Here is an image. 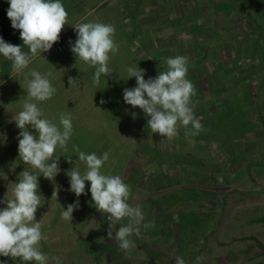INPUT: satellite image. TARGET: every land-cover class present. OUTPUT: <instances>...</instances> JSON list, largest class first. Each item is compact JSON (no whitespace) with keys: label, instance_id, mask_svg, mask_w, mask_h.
<instances>
[{"label":"rangeland","instance_id":"rangeland-1","mask_svg":"<svg viewBox=\"0 0 264 264\" xmlns=\"http://www.w3.org/2000/svg\"><path fill=\"white\" fill-rule=\"evenodd\" d=\"M62 3L69 24L114 25L119 51L109 61L113 74L102 76L96 85L95 68L71 51L77 38L74 27L65 25L59 41L29 65L51 73L57 90L51 99L36 102L44 118L59 125L60 114H70L73 124L67 151L56 152L61 171L54 181L38 177L44 204L36 219L47 237L40 250L49 256L48 264H57L54 258L58 264H175L176 256L185 264H264V0ZM8 8L9 0H0V37L23 46L20 31L10 28ZM178 55L188 58L187 78L196 88L194 113L203 130L186 136L181 127L179 136L168 141L152 133L143 110L124 102L123 90L136 86L135 77L127 78L128 66L144 69L145 79L155 78L167 70L165 58ZM29 69L18 76L0 56V200L6 193L11 196L24 168L34 171L18 156L20 129L13 120L28 99L24 88L31 79ZM76 148L97 156L108 152L102 171L130 185L129 203L138 205L144 216L130 253L115 239L121 225L110 229L112 239L108 236L109 223L92 202L90 182L85 181L86 194L79 198L69 190L67 172L74 167L83 173L86 168L76 161ZM170 171L185 186L154 190L145 184L148 177ZM192 171L200 175L191 176ZM221 181L225 189L219 187ZM77 199L72 222L63 220L62 208ZM169 206L179 216L165 220L164 237L172 246L176 240L182 243L177 254L178 249L161 250L159 243L165 239L157 237L162 235L161 214Z\"/></svg>","mask_w":264,"mask_h":264},{"label":"clouds","instance_id":"clouds-1","mask_svg":"<svg viewBox=\"0 0 264 264\" xmlns=\"http://www.w3.org/2000/svg\"><path fill=\"white\" fill-rule=\"evenodd\" d=\"M7 16L11 26L20 31L23 46L5 42L0 37V56L10 62L12 71L23 75L32 59L49 51L60 39L65 25H72L77 33L71 51L77 59L95 68L93 83L99 85L101 77H110L111 56L119 51L115 42V26L101 22L69 24V13L62 0H9ZM138 45V41L134 42ZM28 51H24V48ZM150 59V58H149ZM166 71H159L155 78L145 79V70L138 66H128L127 78L135 77L136 86L123 90L124 102L133 108L143 110L147 126L152 133H158L168 141L179 136L183 127L186 136H196L202 130V124L194 113L192 97L196 95L194 84L187 78L188 58L175 56L165 58ZM26 95L28 99L13 118L18 133V156L24 168L14 183L11 196L5 194L0 204V256L10 257L22 264H48L49 256L40 250L41 241L47 237L42 225L36 219V212L44 203L41 200L38 177L54 181L61 171L57 149L67 151V144L73 134L70 114L61 113L59 125L44 118V113L36 102L51 99L56 88L49 77L36 69H29ZM126 78V79H127ZM27 79V77H26ZM71 78H69L70 82ZM22 86V85H21ZM103 103V101H101ZM135 115V114H133ZM35 130V133L30 131ZM78 159L86 166L82 173L72 167L67 172L70 177V191L79 198L85 193V181L90 182L92 202L97 211L106 215L109 223L108 236L112 239L111 228L121 225L115 232L119 248L130 253L135 248L133 235H140V225L144 219L141 208L129 203L131 187L119 175H108L102 171L109 153L102 156L96 153L86 154L75 149ZM70 162L71 159H68ZM75 161V162H76ZM74 162V163H75ZM57 198L54 191L52 197ZM79 207V200L62 208L61 218L72 222L73 212ZM125 221H127L125 223ZM57 264H58V258ZM198 259H201L198 257ZM175 264H185V260L175 257Z\"/></svg>","mask_w":264,"mask_h":264},{"label":"crops","instance_id":"crops-1","mask_svg":"<svg viewBox=\"0 0 264 264\" xmlns=\"http://www.w3.org/2000/svg\"><path fill=\"white\" fill-rule=\"evenodd\" d=\"M3 21V20H2ZM4 22V21H3ZM2 22V23H3ZM0 25H1V23H0ZM10 28H13L12 26L10 27ZM175 163H178L179 164V161L178 162H174V164ZM168 164H171L170 162H168ZM199 171V170H198ZM190 175L191 176H198V175H200V174H198V173H196V172H194V171H192L191 173H190ZM152 177V178H151ZM151 177H148L147 178V182L145 183V184H147V186H149L151 189H169L170 187H172V186H177V185H184V184H182L181 183V181H180V177H179V175H178V173L177 172H175V171H170V172H168V173H166L165 174V176L164 177H162V175H161V177L159 176H157V174H154L153 176H151ZM166 178V179H165ZM192 178V177H191ZM194 178V177H193ZM198 178V177H197ZM175 179V180H174ZM158 181H160V182H158ZM149 184V185H148ZM185 186V185H184ZM202 189H204V188H192V190L191 191H193V192H204ZM205 190V192H206V194H210V192H211V190H208V189H204ZM150 198V197H149ZM166 208V209H165ZM164 210L165 211H163L162 212V214H161V220H159L160 221V223L162 224V235L160 234V235H157V237H161L162 236V239H165V235H166V232H165V229L166 228H168V225L167 224H165V220H164V216H166V215H170L171 217H169V218H174L175 217V219L176 218H178V212L175 210V208H173V207H171V206H169V207H164ZM173 215V216H172ZM174 221V220H173ZM175 227H176V224H175ZM180 227V226H179ZM177 233H174L173 235H175V236H178V235H176ZM174 236V237H175ZM171 237H172V235H171ZM165 241H167L166 239H165ZM165 241H162V242H160L159 244H160V246H161V250H163V251H168L169 253L171 252V250H172V248H174V249H178V250H176L175 252H176V254L178 253V251L181 249V247H180V245L182 244L179 240H176V241H174V243L176 244V245H173L172 246V244L171 243H169L168 241H167V244H165ZM163 244V245H162ZM157 258H159V257H156V258H153L152 259V262L154 263V261H157ZM151 262V263H152Z\"/></svg>","mask_w":264,"mask_h":264},{"label":"flooded vegetation","instance_id":"flooded-vegetation-1","mask_svg":"<svg viewBox=\"0 0 264 264\" xmlns=\"http://www.w3.org/2000/svg\"><path fill=\"white\" fill-rule=\"evenodd\" d=\"M222 183L223 182L221 181L219 187L225 189V185H223ZM219 187H217V188H219ZM169 217H171V216L170 215H166L163 218H164V220H166V219H169ZM0 264H16V261L15 260H11L10 261V258L9 257L0 256Z\"/></svg>","mask_w":264,"mask_h":264}]
</instances>
